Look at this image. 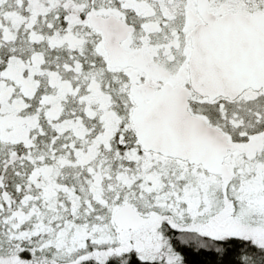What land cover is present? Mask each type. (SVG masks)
Instances as JSON below:
<instances>
[{
  "label": "snow or ice",
  "instance_id": "1",
  "mask_svg": "<svg viewBox=\"0 0 264 264\" xmlns=\"http://www.w3.org/2000/svg\"><path fill=\"white\" fill-rule=\"evenodd\" d=\"M0 264H264V0H0Z\"/></svg>",
  "mask_w": 264,
  "mask_h": 264
}]
</instances>
